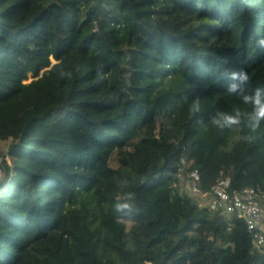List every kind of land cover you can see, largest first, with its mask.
Returning a JSON list of instances; mask_svg holds the SVG:
<instances>
[{"label":"trees","instance_id":"obj_1","mask_svg":"<svg viewBox=\"0 0 264 264\" xmlns=\"http://www.w3.org/2000/svg\"><path fill=\"white\" fill-rule=\"evenodd\" d=\"M261 38L264 0H0V264H264L179 187L264 192V123L211 124L264 92Z\"/></svg>","mask_w":264,"mask_h":264},{"label":"built area","instance_id":"obj_2","mask_svg":"<svg viewBox=\"0 0 264 264\" xmlns=\"http://www.w3.org/2000/svg\"><path fill=\"white\" fill-rule=\"evenodd\" d=\"M198 183V174L193 171L188 181V189L199 205L224 216L242 219L251 234L252 245L259 251H263L264 192L254 187L229 192L228 178L218 180L208 192H202Z\"/></svg>","mask_w":264,"mask_h":264},{"label":"clouds","instance_id":"obj_3","mask_svg":"<svg viewBox=\"0 0 264 264\" xmlns=\"http://www.w3.org/2000/svg\"><path fill=\"white\" fill-rule=\"evenodd\" d=\"M258 43L264 47V38H261ZM228 78L232 81H238L239 83H230L227 91L229 93L237 92V89L241 84L247 85L250 81L248 73L231 72L228 73ZM241 104L248 106V110H241L236 108L232 113L229 112H217L211 119V124L217 129L223 131L225 129H231L234 126H238L244 119V126L246 133L242 136V141L246 143H252L256 139V135L259 133L262 123H264V92L261 88H256L251 94H244L241 96ZM201 111V100L197 97L189 104L190 114H195ZM115 209L120 213L121 219H128L132 215V206L127 203H117Z\"/></svg>","mask_w":264,"mask_h":264},{"label":"rangeland","instance_id":"obj_4","mask_svg":"<svg viewBox=\"0 0 264 264\" xmlns=\"http://www.w3.org/2000/svg\"><path fill=\"white\" fill-rule=\"evenodd\" d=\"M31 78H28V80H30ZM6 145H7V142L4 141V142H0V160L2 158V154L6 153ZM0 178H1V173H0ZM188 179L187 177H183V175L181 174V182H180V188L183 189V190H188ZM193 198H195L193 195H191ZM131 226V223L130 222H127L126 223V229L128 230Z\"/></svg>","mask_w":264,"mask_h":264},{"label":"water","instance_id":"obj_5","mask_svg":"<svg viewBox=\"0 0 264 264\" xmlns=\"http://www.w3.org/2000/svg\"><path fill=\"white\" fill-rule=\"evenodd\" d=\"M0 173H1V175H2V173H3V169H2V167L0 166Z\"/></svg>","mask_w":264,"mask_h":264}]
</instances>
